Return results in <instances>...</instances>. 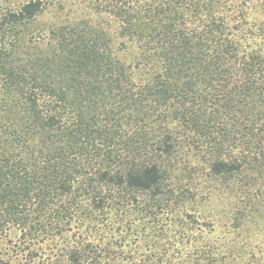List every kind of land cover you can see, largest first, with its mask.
Returning <instances> with one entry per match:
<instances>
[{
  "label": "trees",
  "instance_id": "obj_1",
  "mask_svg": "<svg viewBox=\"0 0 264 264\" xmlns=\"http://www.w3.org/2000/svg\"><path fill=\"white\" fill-rule=\"evenodd\" d=\"M256 1L0 0V228L68 236L57 264H112L97 228L195 222L202 202L236 227L264 214Z\"/></svg>",
  "mask_w": 264,
  "mask_h": 264
},
{
  "label": "rangeland",
  "instance_id": "obj_2",
  "mask_svg": "<svg viewBox=\"0 0 264 264\" xmlns=\"http://www.w3.org/2000/svg\"><path fill=\"white\" fill-rule=\"evenodd\" d=\"M250 19L252 22L264 20L259 1L250 10ZM139 201L143 202V199ZM226 206L228 204L218 205L217 202L189 204L185 211L195 215V222L183 215L176 220L177 225L170 224L172 215L164 210L153 221L150 218L149 223L146 218L141 221L144 232L137 229L138 224L134 225L133 221L131 230L124 228L121 233L110 235L100 227L103 230L97 228L95 233V229L93 237H103L102 245L111 242L114 246L113 243L119 242L112 264H264L262 210L248 212L247 209L240 219V226L236 227L230 219L234 214L228 213L230 208ZM140 215L130 219L140 220ZM125 221H129L128 216ZM176 233L179 239L175 238ZM68 242L66 235L62 239L41 231L23 232L7 225L0 228V264H57L58 249Z\"/></svg>",
  "mask_w": 264,
  "mask_h": 264
}]
</instances>
